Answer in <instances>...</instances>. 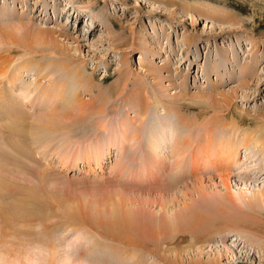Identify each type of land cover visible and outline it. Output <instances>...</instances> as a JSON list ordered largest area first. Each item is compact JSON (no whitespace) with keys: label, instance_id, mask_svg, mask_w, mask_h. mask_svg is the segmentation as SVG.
Segmentation results:
<instances>
[{"label":"rangeland","instance_id":"374dc122","mask_svg":"<svg viewBox=\"0 0 264 264\" xmlns=\"http://www.w3.org/2000/svg\"><path fill=\"white\" fill-rule=\"evenodd\" d=\"M8 24L0 69L15 80L0 82V264H264V207L226 202L218 176L230 172L209 168L210 146L226 141L238 162L228 192L264 189V0H0ZM51 88L59 102L41 97ZM74 95L84 107L73 113ZM51 108L71 114L55 129ZM19 114L28 120L18 127ZM120 126L121 151L107 143ZM155 135L162 165L148 151ZM251 135L254 146L239 145ZM100 148L101 170L84 160ZM183 206L209 224L181 231L193 241L179 243L163 226L167 207H180L176 223L188 227ZM125 218L123 232L115 220Z\"/></svg>","mask_w":264,"mask_h":264},{"label":"bare ground","instance_id":"6f19581e","mask_svg":"<svg viewBox=\"0 0 264 264\" xmlns=\"http://www.w3.org/2000/svg\"><path fill=\"white\" fill-rule=\"evenodd\" d=\"M94 19V18H93ZM93 19H92V21H93ZM91 21V22H92ZM91 24V23H90ZM95 25V23L93 22L92 23V26L90 25V27H93ZM13 25L11 24H8V27H7V25L5 26L6 27V29H2L1 28V26H0V45H1V43H2V38H5L6 37V30L8 29V28H10V27H12ZM44 32H46V31H44ZM37 37H39V38H44V37H42V33H41V31H37ZM45 36H47L48 34H44ZM49 40L51 41L52 39L51 38H49ZM53 42V41H52ZM248 45H250V47H251V49H253L254 48V45H252L251 44V42L248 44ZM24 48V47H23ZM250 49V48H249ZM23 50V49H22ZM21 50V51H22ZM27 50V49H26ZM20 51V52H21ZM2 52H4V51H2ZM25 54V53H24ZM18 55V54H17ZM8 56H9V54H8ZM11 56V55H10ZM9 56V57H10ZM16 56V55H15ZM8 57V58H9ZM15 58V57H14ZM18 60H20L19 58H18ZM12 63V62H11ZM22 63V62H21ZM23 64V66H22V69H24V71L25 72H28V70L30 71V68L29 67H27V66H29V63L28 62H26V64L25 63H22ZM32 64H30V66H31ZM33 66V65H32ZM4 68V67H3ZM34 68V67H33ZM39 70V69H38ZM38 70H36V72L38 71ZM42 72H40V74H41ZM17 74V73H16ZM15 74V75H16ZM20 74V73H19ZM22 74V73H21ZM26 74H28V73H26ZM17 76V78L19 79V78H22V75H16ZM73 78L76 80V82L77 83H79V85H82L83 86V88L85 89V90H88L89 91V89H92V90H96L95 89V87L96 86H94V84L92 83V80H84V78L83 77H80L79 75H78V70H76V73H75V75L73 76ZM1 80H6L7 81V83L8 84H12V83H14V80H13V76H11L10 77V79L6 76V70H4V69H0V82L2 83V81ZM17 80V79H16ZM35 80H36V78H34V83H35ZM38 80V79H37ZM15 83H16V81H15ZM18 83V82H17ZM23 83V82H22ZM25 84H27V83H25ZM30 84H32V83H30ZM35 84H38L37 85V87L39 86V83H35ZM33 85V84H32ZM12 86V85H11ZM10 86V87H11ZM16 86V85H15ZM21 87V86H20ZM25 87V86H24ZM26 87H28V86H26ZM36 89H37V87L36 86H34ZM19 88V87H18ZM30 88V86L28 87V89ZM49 90H51L52 92H48L47 90H42V92H41V97L42 98H44V99H48V98H53V97H55L56 98V102H59L58 100V97H57V94H55L56 92L58 93V90L56 89V88H51V89H49ZM17 91V90H16ZM19 91V90H18ZM17 91V92H18ZM22 91V92H21ZM33 91H35V90H33ZM20 93H27V94H32V90L31 91H29V92H27V88H20ZM15 94V93H14ZM40 94V93H39ZM96 97V96H95ZM101 96H99V99H102V98H100ZM146 97V96H145ZM178 97V99L177 100H179V98H181V100L183 101V99L185 98V96L184 95H178L177 96ZM18 99V98H17ZM96 99H98V95H97V97L93 100V99H89V101H90V104L91 105H89L90 107H92V105H94V102L96 101ZM194 99H196V100H198V99H205L206 100V98L204 97V96H201V95H198V96H194ZM60 100H62L61 98H60ZM98 101H101V100H98ZM64 102V101H63ZM84 101H81L80 99H78V97L77 96H73L70 100H67L66 102H65V105L67 106V108H65L66 110H69V111H73V113L76 111V109H79V107H84V103H83ZM17 103V102H16ZM50 103H51V106H53L52 105V102L50 101ZM99 103V102H98ZM143 105H144V103H143ZM33 106H35V105H33V104H31L30 105V109L32 110L34 107ZM145 111H144V117H146L147 116V113H146V110H147V97H146V102H145ZM27 108V107H26ZM36 109V108H35ZM103 110V109H102ZM143 110V109H142ZM101 111V109L98 111V112H96V113H101L100 112ZM60 112V110H57V112H56V109L55 108H51L50 109V111H49V117H46V122H47V124H48V127L49 128H52V129H55L54 127L55 126H57L58 127V125H59V123L60 122H62L63 121V119H66L67 117L69 118V115H71V114H68V113H66L65 112V110H63L61 113H59ZM164 112V111H163ZM20 113V112H19ZM17 116H18V118H17ZM17 116H15V115H13L12 117L16 120V121H14V122H17V125H18V127L19 126H21V123H26L27 122V120H28V117H26L25 118V116L23 115V114H19V115H17ZM140 117V116H139ZM32 118V117H31ZM30 118V119H31ZM141 118H142V116H141ZM166 118V117H165ZM165 118H160L159 120L161 121V124L162 123H164L165 121H167V120H165ZM29 119V120H30ZM162 119V120H161ZM167 119V118H166ZM262 120H264V118L262 117ZM34 121V120H33ZM45 122V123H46ZM65 122V121H64ZM159 123V122H158ZM136 124V123H135ZM166 124V123H165ZM33 125H37V123H35V124H33ZM103 125V124H102ZM131 125V124H130ZM134 125V124H133ZM166 125H168V124H166ZM16 126V125H15ZM34 127V126H33ZM101 127V126H100ZM101 129H103V130H105L106 129V126L105 125H103L102 126V128ZM120 129V131H119V134H118V136L116 135V133H114V131H113V133L114 134H111L110 135V140L107 142L108 143V145L109 146H115L116 148H118L119 149V151H121L125 146H127L129 143L127 142V140H126V138H127V135H126V132H127V130L125 129V128H121V126H120V128H118V130ZM24 130H26V129H24ZM109 130V133H110V129H108ZM116 130V129H115ZM135 130V129H134ZM256 131V133H258V131L259 130H255ZM255 131H252V132H255ZM24 133H26L27 132V130L26 131H23ZM23 134V133H22ZM31 134H32V132H31ZM254 134V133H253ZM114 135V136H113ZM137 135L135 134V137H133L132 136V138H133V143L134 142H136V141H134V139L136 140V137ZM160 137H161V135H155V136H153V137H151V138H149V141H148V151H149V153H150V155L153 153H155V156H154V161L156 162V163H158V164H161L162 165V163L164 162V159H166L165 158V156H163V155H161V154H159V156L157 155V151L158 150H160V146L158 145V144H160V143H158L157 144V142H158V140L160 139ZM251 137V138H250ZM250 137H245L240 143H239V145L241 144L243 147H245L246 148V146H248V145H251V146H254L253 144H252V138H255V136H253V135H251ZM257 137V136H256ZM129 138V137H128ZM180 137H178L177 138V140L175 139V141L174 142H172V144H171V147H170V154L171 155H173V157L175 158V160H177L175 163H180L179 162V160H178V158H180L181 159V157L184 155V152H183V149H182V144L184 143V142H181L180 141V139H179ZM122 141V143L120 144V143H118V141ZM253 140H260V138L259 137H257L256 139H253ZM13 141V140H12ZM130 142V141H129ZM166 145H167V141L166 142H164ZM169 143H171V141H169ZM186 143V142H185ZM214 143V142H213ZM221 143V144H220ZM259 144H261V143H259ZM98 146H100L99 144H97ZM132 145L133 144H131V147H132ZM185 145V144H184ZM179 147V148H178ZM211 147V152H209V154H211V155H213V158L215 159V160H217L218 161V163H216V162H212L211 164H209L210 165V167L209 168H212V169H218V171L219 172H221V173H224V172H226V171H228V172H230V174H231V172H232V167H236L237 165H238V162H237V152H236V150L234 149L235 148V146L233 145V144H229V143H227L226 141H225V143H222L221 141L219 142V143H216V144H214V145H212V146H210ZM256 147V146H255ZM204 149V148H203ZM208 149V148H207ZM263 151H264V147H263ZM104 148H100L98 151H96V152H94L93 153V155L90 153H87V157L86 158H84V160L85 161H87L88 162V160H91V159H93V157H95L96 159H95V161H96V166L97 167H99V170H101L100 168V166H101V159H99L103 154H104ZM200 153L202 154V152L200 151ZM199 153V154H200ZM191 154V153H190ZM198 154V155H199ZM84 155H86V154H84ZM83 155V156H84ZM149 155V156H150ZM204 155V154H203ZM201 156L202 158L204 157V156ZM93 156V157H92ZM150 158V160H151V157H149ZM211 158V157H210ZM77 159V158H76ZM206 159V157H204V160ZM213 159V160H214ZM72 160V159H71ZM81 160V159H80ZM202 160V159H201ZM200 160V161H201ZM166 161V160H165ZM172 161V163H174ZM73 162V161H72ZM71 162V163H72ZM149 162V161H148ZM209 162H210V159H209ZM63 163H65L66 164V162H63ZM154 163V162H153ZM202 162H200V164H201ZM204 163V162H203ZM62 164V163H61ZM63 165V164H62ZM75 164H71V168H73V166H74ZM149 165V164H148ZM164 165V164H163ZM175 165V164H174ZM179 165V164H178ZM65 166V165H64ZM70 166V165H69ZM158 166V165H157ZM223 166V167H222ZM75 167V166H74ZM160 171V169L159 168H157L156 169V172H159ZM163 171H164V168H163ZM227 175H221V176H218V178L221 180L220 182L223 184V187L225 188V190H226V192H225V195H227V196H230V197H232V199L231 200H228V199H226L225 198V201L226 202H228V203H235V204H238V205H234V206H240V205H243V204H246L247 206H250V207H255V206H258V207H264V189H258V191L256 192V193H251L250 195H249V193H247V194H243L244 193V190H242L243 191V193L242 192H240L239 190H237V192L238 193H236V196H232L231 195V193H229L228 192V184H227V181H228V179H229V173H226ZM162 176V175H161ZM236 190V189H235ZM3 191V190H2ZM26 193V192H25ZM232 193H234V191L232 192ZM243 194V195H242ZM224 195V196H225ZM234 195V194H233ZM248 195V196H247ZM224 196H223V198H224ZM204 201H206V199L204 200ZM241 203V204H240ZM65 205V204H64ZM192 205V204H191ZM191 205H189V206H191ZM195 206V204H193V206L192 207H194ZM184 207H186V206H183V209H185ZM97 208V207H96ZM95 208V209H96ZM177 208H180V207H177ZM177 208H174V207H167V209L170 211V213H172L170 216V219L168 220L169 222H168V224H166L165 226H163V227H165V229L164 230H166V235L167 234H172L171 236H175V238H177V240H178V242L179 243H181V238H187V239H190V241H193V236L190 234L189 235V233H180L181 231H187V230H191V229H195L194 228V226L196 225H200V223H206L207 225L209 224V220H207L206 218H205V215H203V214H200V213H196V211H194L193 209H191V208H188V207H186V208H188L189 209V213L188 214H190V224L188 225V227L186 226L185 228H183L182 227V225L180 224V223H176V222H178V220H181L180 218H183V214L179 211V212H177V211H175V209H177ZM236 208V207H235ZM2 210V209H1ZM186 210V209H185ZM3 211V210H2ZM6 212V211H5ZM78 211H76V213H77ZM78 214V213H77ZM169 218V217H168ZM21 219V218H20ZM73 219V218H72ZM129 220H131V219H129V218H125V219H123V220H119V221H122V223H120L119 221H117V220H115V226L118 224L119 226H120V224H121V227L123 228V232L125 231V224H127L128 223V225H129ZM226 220V219H225ZM237 221V220H236ZM229 222H234L235 223V220L233 221L232 219L231 220H229ZM131 223H132V221H131ZM130 223V224H131ZM198 223V224H197ZM193 224V226H191ZM228 226V225H227ZM229 227V226H228ZM35 228V227H34ZM127 228V227H126ZM113 229V228H112ZM114 232H117V234H119L118 233V231H116V230H114ZM122 232V233H123ZM110 233H111V231H110ZM112 234V233H111ZM116 234V235H117ZM113 235V234H112ZM170 236V235H169ZM108 237V236H107ZM166 237V236H165ZM173 239V238H172ZM196 240V239H195ZM234 242H237V240H234ZM184 244H186V245H189L190 244V242H184ZM194 244V243H193ZM191 246V245H190ZM196 246V245H195ZM52 250H53V248H52ZM199 252H201V247H199L198 249H197ZM226 250H228V249H226ZM230 254V253H229ZM196 262H198V261H196ZM182 264V263H181ZM209 264H214L213 262L212 263H209Z\"/></svg>","mask_w":264,"mask_h":264}]
</instances>
